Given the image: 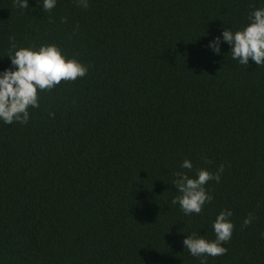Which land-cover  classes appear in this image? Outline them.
<instances>
[{
    "label": "trees",
    "instance_id": "16d2710c",
    "mask_svg": "<svg viewBox=\"0 0 264 264\" xmlns=\"http://www.w3.org/2000/svg\"><path fill=\"white\" fill-rule=\"evenodd\" d=\"M42 3L0 0V71L13 43L88 71L38 90L26 122L0 120V264H201L183 239L214 240L225 210L227 251L206 264H264V64L208 47L264 0ZM200 169L220 179L186 215L174 182Z\"/></svg>",
    "mask_w": 264,
    "mask_h": 264
},
{
    "label": "clouds",
    "instance_id": "9594fccd",
    "mask_svg": "<svg viewBox=\"0 0 264 264\" xmlns=\"http://www.w3.org/2000/svg\"><path fill=\"white\" fill-rule=\"evenodd\" d=\"M20 8H27L29 0H16ZM83 7H87V0H80ZM56 0H43L42 7L51 10ZM249 23L242 30L233 32L225 29L221 36L214 37L208 42V47L216 54L220 52L223 42L230 45L233 59L241 64H249V58L256 65L264 64V8L254 9L249 14ZM14 53L8 55L12 67L0 71V120L6 124L14 120L26 122L29 119V107H39L38 90L52 89L62 80H75L83 77L87 67L72 58L62 54L55 44L35 47H18L12 44ZM181 167L192 169L190 160L185 159ZM222 171V168L219 170ZM219 171L215 174L207 169H200L195 177L186 173H178L175 187L180 193L173 198L172 203H178L186 215L200 213L206 202L212 196L206 191L205 184L212 179L219 181ZM230 210L221 211L212 223L215 239H206L203 235H186L183 246L194 257L201 258V264H206L208 256L223 255L227 249L223 243L227 242L233 232L234 224L229 219ZM246 218L244 223H250Z\"/></svg>",
    "mask_w": 264,
    "mask_h": 264
}]
</instances>
